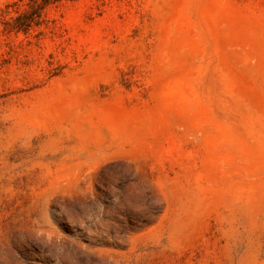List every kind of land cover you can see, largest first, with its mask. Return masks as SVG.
Wrapping results in <instances>:
<instances>
[{
	"label": "rangeland",
	"instance_id": "rangeland-1",
	"mask_svg": "<svg viewBox=\"0 0 264 264\" xmlns=\"http://www.w3.org/2000/svg\"><path fill=\"white\" fill-rule=\"evenodd\" d=\"M0 264H264V0H0Z\"/></svg>",
	"mask_w": 264,
	"mask_h": 264
}]
</instances>
